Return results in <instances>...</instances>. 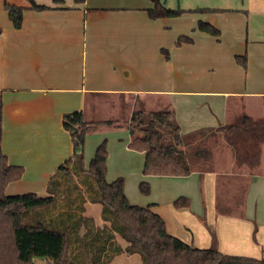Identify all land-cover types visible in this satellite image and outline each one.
I'll return each instance as SVG.
<instances>
[{
    "label": "crops",
    "instance_id": "0c3cea01",
    "mask_svg": "<svg viewBox=\"0 0 264 264\" xmlns=\"http://www.w3.org/2000/svg\"><path fill=\"white\" fill-rule=\"evenodd\" d=\"M33 2L47 8L36 9ZM7 3L24 7L20 28L13 25ZM151 7L152 0H0V154L5 155L10 164L24 167L22 177L10 183L6 193L49 195L50 179L74 154L72 136L63 124L64 115L82 111L86 120L97 121L94 120L98 110L95 108L106 99L117 98L125 103L130 121L136 109L149 111L144 101L145 92L164 95L163 108L175 112L183 134L218 128L243 114L264 119V31L255 29L253 34L251 24L249 31L253 36H246L245 29L234 30L232 51L225 52L226 55L233 53L234 57H227L226 69L221 66L223 56L219 59L221 74L215 80L199 82L192 72V76L189 73L183 79L173 78L165 84L157 82L152 88L142 87V74L153 72L152 65L160 59L158 49L174 46L169 17L151 18L148 13ZM254 13L237 9L235 15L249 19ZM242 24L243 21L239 23ZM199 33L194 34V40L190 37L192 43L209 34ZM221 35L216 36L218 41ZM244 53L247 54L246 67L237 60V56ZM189 59L193 64L194 60ZM187 60L188 57H183L182 69L192 65ZM212 65L217 67L216 62ZM239 68L245 70L244 75L238 73ZM232 99L236 101L235 112H231L229 102ZM251 99L263 101L260 111L250 112L245 108ZM194 107L203 112H195ZM119 121L115 120L114 127L122 125ZM128 136L125 150L132 149L130 131ZM261 155L257 170L256 166H239L235 162L231 170L225 172L215 168L212 159L213 169L202 175L199 170L187 176L156 175L172 180L194 177L198 190L190 193L177 186L176 190L169 188L165 196L166 208L154 202L152 209L162 215L170 233L193 246L210 247L211 232H214L221 252L264 258V148ZM246 168L249 169L247 173L243 172ZM121 174L120 171L116 173V179L122 177ZM229 176L242 181L245 179L241 177L247 176L248 180L245 188L237 191L231 203L226 204L220 193L223 178L229 179ZM190 194L200 199L199 208L202 203L203 207L207 206L203 214L209 215L213 223L216 219L217 230L207 223L204 241L199 243L182 237L171 226L164 211L182 216L191 206V199L186 196ZM179 196L188 197L189 206L177 208L174 201ZM219 204H225L221 207L226 213L219 211ZM84 206L86 216L93 217L97 225H105L100 203L87 201ZM49 212L56 221L61 210L56 211L51 205ZM118 242L125 247L124 240L118 237ZM136 255L118 254L110 264H128Z\"/></svg>",
    "mask_w": 264,
    "mask_h": 264
},
{
    "label": "trees",
    "instance_id": "16d2710c",
    "mask_svg": "<svg viewBox=\"0 0 264 264\" xmlns=\"http://www.w3.org/2000/svg\"><path fill=\"white\" fill-rule=\"evenodd\" d=\"M152 2L153 7L148 8V13L154 19L175 17L183 11L168 8L163 0ZM33 7L47 8L35 2ZM6 8L13 25L20 28L24 7L7 3ZM201 11L220 10L207 8ZM198 29L215 36L222 33L218 27L204 20L199 21ZM191 41L190 37L182 35L177 44ZM237 60L247 66L246 54L238 55ZM63 124L72 136L74 154L50 179L47 196L35 192L6 193V187L22 177L24 167L10 164L8 158L0 154V264H36V256L52 264H110L121 253L140 254L143 264H264V258L221 252L214 232H211L210 247L193 246L170 233L165 219L152 209V205L131 203L125 191L124 178L118 177L112 182L107 179L106 140L98 145L86 169L84 145L87 134L103 124L114 126L115 120L88 121L84 112L75 111L64 115ZM128 129L132 137L130 148L145 153L143 173L146 175L187 176L195 170L202 175L213 169L211 150L202 145L209 135L206 132L224 133L239 166L259 165L260 143L264 142V119H254L247 114L218 128L183 134L173 110L167 107L149 111L139 108L132 112ZM248 141L252 144V151L245 150L244 142ZM75 175L78 178L83 176V183ZM139 186L143 194L151 192L148 181H142ZM88 199L102 205L104 226L97 225L93 217L84 214ZM189 204L186 196H179L174 201L177 208ZM51 205L56 211L61 210L58 219L51 223L54 228H48L40 221L30 224L25 221V210L35 213ZM221 206L218 205L219 211L226 213L227 210ZM74 218L73 224L71 219ZM118 237L125 241V247L118 242ZM86 252L89 257L85 256Z\"/></svg>",
    "mask_w": 264,
    "mask_h": 264
},
{
    "label": "rangeland",
    "instance_id": "374dc122",
    "mask_svg": "<svg viewBox=\"0 0 264 264\" xmlns=\"http://www.w3.org/2000/svg\"><path fill=\"white\" fill-rule=\"evenodd\" d=\"M163 1L166 2V6L168 8L181 9L183 11L178 16L169 17L171 34L174 35V46H168L158 49V56L160 59L157 60L156 64L152 65L151 68H154L153 72H147L142 74V87L152 88L157 85V82L165 84L173 78L183 79L184 77H187L189 73L191 74L190 76H192V72L195 74L193 78H195L197 81H203V83L211 82L212 80L218 78V76H220L221 74L220 67L218 66L220 62L219 59L223 56L224 62L221 63V66L224 65V69H226L227 66H225L224 63L225 61H227V57H234L233 53L231 55H226L227 53L225 52L228 49H230L228 50V53L232 51V42L234 39L233 33L236 35V32L234 31L235 29L237 30V32L240 28L242 30L245 29L246 36L250 34L249 24H251L253 27V29L251 30L253 34L255 32V29H257L258 31H264V0ZM207 8L220 11H201V9ZM237 9H245L247 12L248 10H251V13H255L249 19L246 18V16H243L242 18H237V16H239L235 15ZM200 20L209 21L213 25L221 29L222 35L219 39L220 41H218V38L216 36H209L208 34L207 36L203 35V37L197 38L196 43L190 42V44H184L183 42L181 45H178L177 40L181 36V34H184L186 36L188 35L193 40L194 34H200V30L198 29V24ZM242 21L243 24L242 26H240L239 23ZM252 33L250 35H252ZM183 57H188L187 61L189 63H191L189 58L193 59V64H195L194 68L193 64L191 63V66L185 65V67H183L182 69L181 64L183 63ZM213 62L217 63V67H214L212 65ZM208 63H211V65ZM203 64L206 65V68H204ZM172 66L174 69L172 68ZM237 66L239 65L237 64ZM242 68L244 67L242 66ZM242 68H239V72L237 69V72L240 73L241 76L245 73V70ZM183 72L187 74H183ZM207 87H209V85ZM163 96L164 95L153 92H145L144 101H146L147 109H163ZM229 103L231 104V112H235L236 101L232 99ZM262 104L263 101L261 102L259 99H251L246 102L245 108L247 110L249 109L250 112H258L261 110ZM181 105L183 104L181 103ZM96 109L98 110L97 112L95 111L94 120H120L119 124L122 125L114 127L113 125L103 124L96 131H92L87 134L84 145V167L86 169H88L89 163L94 157L98 145L101 144L104 140H106L109 167L107 177L108 181H114L116 179V173L120 171L122 173V177L125 180V190L128 194V198L131 203L138 204L141 206H147L153 205V203L156 202L160 204L163 208H166L167 202L165 201V196L169 188L176 190L175 187L177 186L180 189H188L190 193L191 191H193L192 193H197V180L194 177L184 180H172L163 179L161 176H153V174H149L148 176L144 175V153L136 149L125 150V144H127V139L129 137V131L127 129L129 124V110L126 111L125 103L123 104L122 101L117 98H110L103 100L100 104H98L95 110ZM194 110L195 112H203L202 110L196 111V107H194ZM260 144L261 152L259 156L261 160L264 142ZM202 145L207 148H210L212 155L211 157L215 164V168L217 167L221 171L225 172L231 170V167L236 162V157L234 155V150L232 146H230V144L228 143L226 137L224 136V133L218 132L214 134H209L207 138L202 141ZM244 145L246 146V151H252V144L249 141L244 142ZM261 161L259 163H261ZM257 167L260 168V165H257L255 167V170H257ZM245 170L246 171L243 172L247 173V170L249 169L246 168ZM228 178L229 179L223 178V187L222 192L220 193L222 202L226 204L231 203V201L233 200V196L237 195V191L241 192L240 190H243V186L245 188V185L248 180L247 176L241 177L245 179V181L239 180L237 178L230 179V176ZM76 179H79V181L81 180L82 182L80 181V183H83V176H80V178L76 176ZM143 180H147L151 184V192L149 194H143L140 191L139 185ZM202 183L203 181H201L200 178L199 184L201 185V194L204 190ZM186 196L191 199V206L188 209H185L186 212L183 213L182 216H177L169 212L168 210L164 211L168 217V220L170 221L171 226H173L174 229L179 232L182 237L186 239L192 238L194 243H199L201 241H204V228L206 227L207 223L214 226L217 230V226L215 223L216 219L213 220V223L211 221V218H209V215L207 216L206 214H203L207 206L203 207L204 204L202 203V208H199L201 204L199 198L191 194ZM87 201L90 200L88 199ZM208 201V198H206L204 203L207 205ZM227 208H230V206ZM43 210H38L35 213H32L29 210H25L23 212V217L28 224L40 221L44 223L46 227L54 228L55 226H53L51 223L55 220L51 219L49 207ZM242 213L243 212H240V215H242ZM60 218H64V216H61ZM75 220V218L74 220L71 219V222L74 224ZM55 223L57 224V222ZM82 231H85V229H82ZM72 234L73 230H71V235ZM139 255L137 254L136 259L132 260V262L128 264H143L141 256ZM85 256L89 257V254H87L86 252ZM34 262L36 264H52L51 261L37 256L34 257Z\"/></svg>",
    "mask_w": 264,
    "mask_h": 264
}]
</instances>
